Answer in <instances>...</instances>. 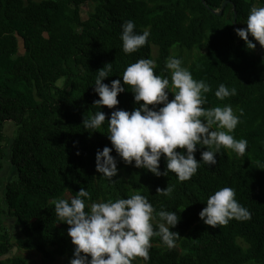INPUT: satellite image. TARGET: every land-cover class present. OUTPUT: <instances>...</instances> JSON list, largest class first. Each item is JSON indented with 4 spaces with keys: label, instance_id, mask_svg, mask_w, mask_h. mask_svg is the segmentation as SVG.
<instances>
[{
    "label": "trees",
    "instance_id": "obj_1",
    "mask_svg": "<svg viewBox=\"0 0 264 264\" xmlns=\"http://www.w3.org/2000/svg\"><path fill=\"white\" fill-rule=\"evenodd\" d=\"M227 1L231 4L221 16L212 14ZM205 3L0 0V174L6 162L14 168L0 197V264H30L19 251L36 252L47 264H69L74 252L69 226L57 218L52 201L70 200L80 188L90 193L89 205L139 191L153 206L154 231L159 211L177 213L179 221L171 229L178 234L174 247L154 235L148 259L136 257L133 264H264V59L259 43L249 36L256 47L247 48L234 26L237 15L238 27L246 28L251 8L264 7V0ZM85 5H91V12L83 20ZM127 20L134 22L135 32H149L146 44L131 54L123 52L120 39ZM170 56L181 59L193 79L209 85L202 107L232 106L240 123L231 134L247 140L244 156L221 148L215 165L201 162L197 172L181 182L172 172L155 176L134 167V162L125 164L113 150L117 174H99L96 153L112 148L107 138L111 112H131L138 105L125 85L114 108L93 106L99 99L93 90L96 72L112 63L103 81L110 84L128 65L144 58L155 62L154 74L170 79L165 68ZM221 83L236 88V95L218 100L214 93ZM173 96L168 94L169 101ZM97 110L106 120L100 128L86 129L83 119ZM9 123L17 128L11 143L4 132ZM197 147L194 157L199 161L206 149ZM159 170L166 171L163 156ZM167 186L172 189L168 196L156 193ZM223 187L235 190V199L249 210L250 219H232L215 228L205 225L199 213L207 198ZM6 218L20 226L18 235L5 226Z\"/></svg>",
    "mask_w": 264,
    "mask_h": 264
},
{
    "label": "clouds",
    "instance_id": "obj_2",
    "mask_svg": "<svg viewBox=\"0 0 264 264\" xmlns=\"http://www.w3.org/2000/svg\"><path fill=\"white\" fill-rule=\"evenodd\" d=\"M245 24L246 28L236 29L237 36L244 40L247 48L255 49L253 40L264 47V7L251 8ZM134 28L132 20L121 25L120 39L126 54L144 46L149 36L147 30L137 33ZM249 36L253 40H249ZM111 64L96 72L93 90L99 99L93 102V106L114 108L118 105V94L123 93L127 85L138 107L131 112L122 109L111 112L107 120V138L112 148L106 146L97 151L95 167L99 174L109 178L117 174L116 160L110 154L113 150L125 164L134 162V167L155 176L172 172L181 182L190 179L201 162L215 165V156L221 148L244 156L247 140H236L231 134L240 123L239 116L231 105L202 107L206 103L203 94L211 89L203 80L193 79L191 72L182 67L181 59L172 56L166 59L165 68L170 72V79L154 74L155 62L142 58L128 65L120 79L105 84L103 81L109 77ZM169 93L174 94L171 101ZM236 93V88L229 89L221 83L214 95L223 101ZM157 105L163 106L156 110ZM239 112L243 115L242 109ZM105 120V113L97 110L89 119H83L82 124L86 129H97ZM197 145L206 149L199 161L194 157ZM162 156L166 161L163 173L159 170ZM171 191L168 186L156 189V193L164 196ZM235 195L231 187L215 191L207 198L199 218L214 228L227 225L232 219H250L249 210L237 202ZM88 199L90 193L80 188L70 200L52 201L57 218L69 226L68 236L74 245L69 264H133L136 257L147 260L154 235L159 236L168 248L174 247L178 234L171 229L179 221L175 211H159L160 223L158 230L154 231L151 222L154 219L153 206L139 191H133L127 198L90 205L86 203Z\"/></svg>",
    "mask_w": 264,
    "mask_h": 264
},
{
    "label": "rangeland",
    "instance_id": "obj_3",
    "mask_svg": "<svg viewBox=\"0 0 264 264\" xmlns=\"http://www.w3.org/2000/svg\"><path fill=\"white\" fill-rule=\"evenodd\" d=\"M34 1L40 2L41 0H34ZM90 12H91V5L83 6V8H81L82 19L86 20L88 18V16L90 15ZM259 51L261 52V50H259ZM153 56H154V58L155 57L157 58L156 51H154ZM190 57L191 58H190L189 63L192 61L193 55H190ZM6 125L7 126L4 127V132H5L7 139H9V141L11 143L12 138L15 137V135H16V129L17 128L13 124H10V123L6 124ZM13 174H14V168L12 167V165L9 162H6L3 172L0 174V197L3 196L5 185H6L8 178ZM5 226L8 227L14 233V236L18 235L19 230H20V226L16 224L15 219H7L6 218ZM18 255H21V256L25 257L26 259H28L30 264H47L46 262L43 261V258L39 254H37L36 252L19 251ZM56 264H68V263L66 260H61V261H57Z\"/></svg>",
    "mask_w": 264,
    "mask_h": 264
},
{
    "label": "water",
    "instance_id": "obj_4",
    "mask_svg": "<svg viewBox=\"0 0 264 264\" xmlns=\"http://www.w3.org/2000/svg\"><path fill=\"white\" fill-rule=\"evenodd\" d=\"M202 3L206 5L205 3V0H202ZM231 3L229 1L225 2L220 10V12H216V11H212V14L214 15H217V16H221L223 14V11L225 10V8L230 5ZM234 10H235V7H234ZM236 18H237V15H235V23H234V26H235V29H238V25L236 23ZM260 56L264 59V47H262L261 49V52H260Z\"/></svg>",
    "mask_w": 264,
    "mask_h": 264
}]
</instances>
